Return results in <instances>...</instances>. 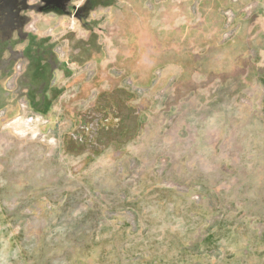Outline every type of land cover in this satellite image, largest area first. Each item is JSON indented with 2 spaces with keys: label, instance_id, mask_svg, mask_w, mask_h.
<instances>
[{
  "label": "rangeland",
  "instance_id": "1",
  "mask_svg": "<svg viewBox=\"0 0 264 264\" xmlns=\"http://www.w3.org/2000/svg\"><path fill=\"white\" fill-rule=\"evenodd\" d=\"M34 1L0 12V61L24 66L0 70V264H264V67H248V42L235 68L155 90L160 69L118 60L143 0H78L84 24ZM218 2L237 37L257 7ZM102 117L115 130L83 145Z\"/></svg>",
  "mask_w": 264,
  "mask_h": 264
},
{
  "label": "crops",
  "instance_id": "2",
  "mask_svg": "<svg viewBox=\"0 0 264 264\" xmlns=\"http://www.w3.org/2000/svg\"><path fill=\"white\" fill-rule=\"evenodd\" d=\"M147 1H141V7L134 10L137 16L133 15L132 37L122 40L123 45H133V53L118 60L123 64L128 59L126 67H132L127 69L131 74H150L154 68L160 69L151 84L155 90L181 91L183 79L200 75L204 68H212L221 75L226 61L233 63L230 68H235L237 53L246 52L247 42L248 67H264V0H248L257 2L255 13L248 17L242 32L226 42L222 40L224 19L218 0H199V7L193 0ZM112 69L130 76L121 68ZM131 77L128 78L137 86L138 82ZM161 78V84H155ZM172 80L178 83L172 85ZM146 84L150 85L149 81Z\"/></svg>",
  "mask_w": 264,
  "mask_h": 264
},
{
  "label": "flooded vegetation",
  "instance_id": "3",
  "mask_svg": "<svg viewBox=\"0 0 264 264\" xmlns=\"http://www.w3.org/2000/svg\"><path fill=\"white\" fill-rule=\"evenodd\" d=\"M5 1L6 3H9L11 0H5ZM76 1L78 0H35L33 6H35L38 12L44 17H59V18L71 17V14L74 13L73 8L76 7L75 5ZM4 8L5 6H3L2 3H0V12H3ZM69 12L71 14H69ZM6 16L9 19L8 15ZM14 57L15 55L12 52L8 53V55H4V57L0 61V70L1 69L7 70L10 68L11 70H13V68H15ZM26 95L28 96V93ZM26 101L29 104V100L27 99ZM33 106L35 107V105ZM107 122L108 120H105V118L103 117L94 118L91 121H89L85 128V133H83L84 137L82 138V135L80 136L82 138L83 145L94 146L97 144L98 137L102 131L104 133L115 130V127L108 126ZM123 123H124V119L122 120V123H119L117 125V131H120V129L124 126Z\"/></svg>",
  "mask_w": 264,
  "mask_h": 264
},
{
  "label": "built area",
  "instance_id": "4",
  "mask_svg": "<svg viewBox=\"0 0 264 264\" xmlns=\"http://www.w3.org/2000/svg\"><path fill=\"white\" fill-rule=\"evenodd\" d=\"M241 0H232V2L233 3H238V2H240ZM257 7V2L256 1H253V2H251L250 3V5L248 6V7H246L245 8V12H248L249 13V11H251V9L252 8H254V7ZM196 7V6H195ZM247 13V14H248ZM225 16L227 17L226 18V21H227V23H230V22H232L231 20H235V13L233 12V10H228V11H226V13H225ZM249 16H250V13H249ZM231 17L233 18V19H231ZM247 17V16H246ZM226 28V27H225ZM235 37V29H233V30H228L227 32H224L223 33V36H222V39H223V41L224 42H226V41H230V40H232L233 38ZM23 70H24V66H23V64L22 63H18L16 66H15V68H14V72H13V74H12V76H11V80H18L19 78H20V74H21V72H23ZM85 73H86V75H88L89 77H91V76H93V70H92V68H90V67H87L86 68V70H85ZM119 77H123V75H122V73H119V72H117L116 73ZM125 80H126V82H125V84H126V86L128 87V88H130V90H132L133 92H137L138 94H142V92H143V90H142V88H139V87H137V86H135L134 85V83H133V81L130 79V78H125ZM23 102V101H22ZM28 103V102H27ZM27 103H24L23 102V107H28V104ZM29 120V121H28ZM27 120V122L29 123V124H31V123H33V117H29V119Z\"/></svg>",
  "mask_w": 264,
  "mask_h": 264
},
{
  "label": "water",
  "instance_id": "5",
  "mask_svg": "<svg viewBox=\"0 0 264 264\" xmlns=\"http://www.w3.org/2000/svg\"><path fill=\"white\" fill-rule=\"evenodd\" d=\"M3 2L6 3L5 0H0V3H3ZM73 9H74V14H71L70 12H69V14H71V16H73L74 18L79 19L84 24L85 23V17L81 16L84 9H76V7H74Z\"/></svg>",
  "mask_w": 264,
  "mask_h": 264
}]
</instances>
